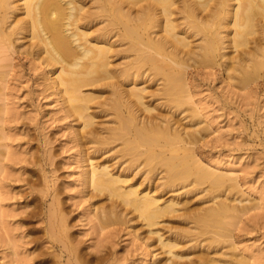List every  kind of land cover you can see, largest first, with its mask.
<instances>
[{
    "label": "rangeland",
    "instance_id": "rangeland-1",
    "mask_svg": "<svg viewBox=\"0 0 264 264\" xmlns=\"http://www.w3.org/2000/svg\"><path fill=\"white\" fill-rule=\"evenodd\" d=\"M20 11L17 13L22 17ZM177 20L180 23L184 21ZM184 24L181 28L186 26V29L188 25L184 26ZM156 28L154 31L159 37L158 35L163 34V31ZM227 29L229 30L227 27L221 29V33L228 32ZM189 32V38H192L189 39L190 46H197L199 51L197 44L203 42V38L200 39L201 34L199 36L194 34L195 38L191 34V29ZM23 38L14 41L17 45L20 42L23 47L18 48L20 44L9 50L5 47L4 50L10 51L5 53H1L4 47L0 49V264H67L69 261L67 249L70 246H74L75 251L87 258L90 264H230L229 261L232 264L236 261L235 257L243 258L242 264H264V66L261 69L263 72L259 70L256 72L258 75L254 73L246 80L240 79L244 77V72L241 75L237 74V70L234 71L236 73L234 75L231 72L236 78L230 84L227 71L225 72L224 68L218 65L219 63L211 61L213 63L211 64L207 59L205 61L208 64L205 61L203 63V58L198 57L195 63L189 61L191 65L185 70L186 88L183 93L186 95L179 94L180 100L183 99L185 102L182 101L179 107L176 108L172 102L167 103L163 99L165 96L160 98V94L159 97L155 95L156 99H149L150 94H146L148 100L153 101L152 104L154 103L155 106L154 114L151 112L150 115H159L160 119V115L163 116L171 111L168 118L174 123L173 127L179 126V130L183 127L184 130L182 128L181 131L187 139H189L188 134L196 137V142L195 140L193 142L194 138L191 136L190 147L207 169L224 177L225 182L219 187L210 189L208 183L191 187L192 184L189 185L191 177L185 181L180 179V182L177 179L176 183L175 180L170 185L173 186L172 188L164 187L163 179L159 180L160 174L154 177L152 173H138L137 168L140 166L135 168V165L142 159L138 163L136 161L134 166L130 164L132 166L130 169L124 168L126 171L122 169L123 166L128 165L131 156L123 142L107 139L108 145L98 144L101 149L94 154L91 152L97 144L90 145L89 151L91 149L93 160L101 162L104 160L109 163L108 165L113 162L112 168L116 169L114 170L116 174L125 172L123 176L126 175L129 180L131 178L132 182L128 180L129 184L139 185L143 182L141 188L134 185L140 189L144 186L153 189L159 184L156 192L162 194L161 198L175 200L176 210L172 215L169 214L170 216L166 217L167 219L164 217L165 219L158 226L152 227L170 242L172 241L171 243L174 242L175 255L170 257L172 261H166L169 254L162 249L157 234L150 233L149 226L142 222L144 221L141 220L142 218L136 216V212L135 215L131 209L132 212L128 210L130 207L124 208L125 205L122 203L119 205V202L116 204L108 196L101 195L102 193L94 195L90 191L91 188L88 189L85 182L83 183V180H86L82 175L88 167H84L86 159L83 158L87 153L83 150L81 154L82 148H78L81 147L78 144L80 141L78 136L82 132L78 128L80 120L77 118L78 121H75L76 117L73 118L68 114V117L66 116V111L60 106L59 95H53L47 84L49 81L44 79L49 68L41 64V60L35 57L33 45L30 46L36 41L31 40L30 37L28 39V36ZM228 49L226 53L230 51ZM128 59L125 58L124 61ZM217 59L220 62L222 60ZM114 62L117 64L121 59H114ZM238 72L240 74L239 70ZM120 79L119 84L122 88L119 86L118 89L123 92L125 88L128 90L129 87L132 88L130 81H125L124 77ZM123 81L128 83L125 84ZM161 83V81L153 84L147 82V84H139L138 87L148 85L149 91L150 89L153 92L157 89L160 91L163 86ZM102 89L106 91L103 96H108L106 94L110 88L102 87ZM88 90L89 88L84 89V91ZM101 98H103L102 94L99 99ZM97 101L92 102L97 103ZM102 101L99 100L100 103ZM93 103L91 107L95 106ZM96 105L98 108L92 107L94 111H90L96 112L94 122H98L97 127H90L93 130L99 129V132L95 131V135L102 142L103 136L109 138L110 135L106 132L108 130L106 127L114 128L117 123L114 122L115 113L107 107L108 105H102L108 108L104 107L108 110L104 111L107 113L100 111L104 108L100 107L99 103ZM137 106L139 113L149 114L141 105H136L134 108L137 109ZM108 113L109 116H106ZM76 128L78 132H75ZM121 144L122 150L126 152L120 151ZM116 153L118 158L114 157ZM119 154L123 157L118 156ZM115 162L117 165L114 164ZM142 165L141 163L139 170L145 168ZM148 177L151 180H147ZM151 177L154 179L152 180ZM114 199L116 200L115 197ZM220 200L222 202L226 200V203L231 200L230 205L235 204L239 208L247 206V209L240 212L238 218H234L232 212L227 213L228 216L225 214L226 218L223 214H219L221 217L216 214V217L208 219L211 222L205 224V228L202 226L205 230L208 229L204 231L200 227L203 222L197 217L200 214L204 217L203 210L207 211L215 204L214 201L217 204ZM114 203L116 210L112 209L113 206L115 207ZM113 210L120 212L116 213ZM110 211L115 212L116 217L120 214L121 219L116 220ZM57 215L61 216V228L64 233L60 232L61 228L56 222H52L58 217ZM215 218L220 219L215 222ZM50 220L56 224H50ZM210 223L213 226L211 228L216 226V229H209ZM49 226L53 228V234ZM213 239L216 241L214 242ZM66 245L70 246L67 248ZM246 257L249 262L246 261Z\"/></svg>",
    "mask_w": 264,
    "mask_h": 264
},
{
    "label": "bare ground",
    "instance_id": "bare-ground-1",
    "mask_svg": "<svg viewBox=\"0 0 264 264\" xmlns=\"http://www.w3.org/2000/svg\"><path fill=\"white\" fill-rule=\"evenodd\" d=\"M20 10L22 17L17 13ZM177 19H182L185 22L180 23ZM224 21H228L226 24L229 25L225 26ZM182 24L188 25L187 28L185 29L186 26L181 28ZM156 27L163 31V34L158 35L159 37H157L158 33L154 31ZM226 27L229 28V30L227 29L228 32L222 31L221 33V29H226ZM189 28L193 36L201 34L200 39L203 38V42L197 44L199 51L197 46H192L194 48L191 49L190 40L192 38H189ZM25 36L36 41L31 45L29 43V45H33L34 48L32 49H35L33 52H36L34 53L35 57L39 61L41 60V64H44L47 69L49 68L44 79L49 81L47 84H49L48 87L50 86L53 95H59L60 106L66 111V116L68 114V116L80 120H75L80 122L78 128L79 131H82L79 136L76 133V136L80 137L78 144L81 146L77 147L82 148L80 149L81 154L83 150L87 153L86 155L84 153L86 157H83L86 159L84 160L86 163L83 162L85 163L84 167H88L82 175V178L86 180H83V183L85 182L88 189L91 188L90 191L94 195L95 193L97 195L102 193L101 195L108 196L116 204L119 202V205L120 203L125 205L124 208L130 207L128 210L131 209L132 213L136 212L137 215L134 214L139 219L142 218L141 220H144L142 222L149 226L150 233L157 234L162 249L169 254L166 261L171 260L170 257L175 255L174 242L171 243L172 241L170 242L166 237H163L157 230H153V226H158L162 220L172 215L176 210L175 200L172 198L162 199V194L156 192L159 184L154 183L156 186L153 189L147 186L140 189L143 182L139 185H136L138 183L129 184L131 178L129 180V177L123 176L125 172L116 174L114 172L116 169L113 170L112 168L113 162L111 166L104 160L102 162L100 160L95 161L92 154L100 151L101 147L98 144L106 143L105 145H108L107 139L119 140L121 143L123 142L124 147L131 154L130 158L128 156L129 160L124 155L129 166H123L122 169H130L132 167L130 164L133 165L136 161L138 163L142 159L140 163L135 165V168L141 167V163L145 168L140 170V167L137 168L138 173H152L154 177L160 174L159 180L163 179L164 187H169L175 180L176 183L177 179L180 182V179L185 181L190 177L192 180L188 184H192L191 187L194 188L197 184L203 185V183L206 185L208 183L210 189L221 186L225 182L224 177L207 169L192 151L191 139L193 137L194 142L196 137L188 134L189 139H187L181 131L183 127L180 130L178 129L179 126L178 128L173 127L174 123H171L172 120L168 118L171 111L167 112V115H160V119L158 118L159 115H150L155 106L154 103L152 104L153 101L148 100L146 96L150 94L149 99H156L155 97L160 94V98L165 96L163 99L167 103L172 102L176 108L179 107L183 101V99L180 100L181 95L179 94L186 95L183 93L184 88H186L185 70L191 65L189 61L195 63L198 57L203 58V63L206 59L207 62L219 63L218 65L224 68L225 72L227 71V79H230V84L236 78V76H232L236 70L238 75L245 73L243 74L244 77H240V79L245 78L246 80L254 73V75H258L256 72L264 66V0H0V49L4 47V50L6 47L9 50L19 44L18 48L23 47L20 42L18 45L15 43V45L14 41H19ZM244 47H247L248 50ZM195 49L196 51H194ZM227 49L230 51L226 53ZM3 50L1 53L10 52ZM232 52L237 54H230ZM125 58L129 59L124 61ZM217 58L222 59L221 62ZM114 59H121V62L115 64ZM213 63L211 62V64ZM120 77H124L125 81H130V84L133 85L132 88L129 87V90L125 88L126 90H123L125 93L118 89L119 86L121 87L119 84ZM157 81H161L163 86L160 91L155 89L158 92L154 91L156 94L151 89L149 91L148 85L138 87L139 84H147V82L153 84ZM102 87L110 88L109 94L108 92L106 94L108 96H103L106 91ZM85 88H89V90L84 91ZM101 94L103 98L106 97L104 100L101 98L103 101L99 99ZM92 101H97L103 108L108 105L107 107L115 113L114 122L117 125L113 128L106 123L110 126L106 127V130L108 129L106 132L110 133L108 135L110 139L105 135L106 138L103 136L102 142L95 135V131L99 132V129H91V127L96 128V123H98L94 122L96 112L90 111H94V107H97V103ZM92 103L95 105L92 106L94 109H91ZM136 105L143 106L144 111L149 114L143 115V110H140L143 114L139 113L138 106L137 109L134 108ZM168 107L170 106L168 105ZM106 108L99 109L104 112L108 109ZM170 108L172 109V107ZM112 115H110L111 118ZM106 116H109V113ZM109 123L112 124L110 121ZM100 124L102 125V123ZM78 128L75 132H78ZM92 143H96L97 146H94L91 152L89 148ZM123 145L120 146L121 152L124 151L122 150ZM120 151L119 153H121ZM115 156L117 157V153ZM121 156L123 157V155ZM114 164L117 165L116 162ZM119 164L122 163L119 162ZM159 165L162 166V169L158 167ZM161 172L164 174L162 175ZM146 179L151 180L149 177ZM143 180L145 182V179ZM89 192L88 195H90ZM108 197L107 199H109ZM213 198L212 200H214ZM225 201H217V204L214 201L215 204L208 209L206 208L207 211L203 210L205 216L200 214L197 217L203 222L201 228L205 224L208 225L211 222L208 219L216 217V214L227 215V213L231 214L232 212L234 214L231 215L238 218V214L247 209V206L239 208L235 204L230 205L229 201L231 200H228L227 203ZM116 204L114 203L115 207L113 206L112 209L116 208ZM115 212H112L113 217L117 215ZM57 216L55 221H52L57 224L52 223L51 220L50 224H56L61 228L62 219H60V215ZM118 216L116 220L117 218L118 220L121 219L120 214ZM219 219L215 218L214 221L217 222ZM195 223L198 224L199 222ZM211 226L210 223L209 229H216V226H214L215 228H211ZM204 228H202L204 231H208ZM220 228L222 227L220 226ZM59 230L63 232V228ZM75 249L74 246L67 249V257L69 258L67 264H90V261L77 253ZM67 250L65 251L67 252ZM178 257L181 258L182 256ZM246 258L247 260H245L249 262L248 257ZM234 260L236 261L232 264L244 262L243 258L235 257ZM229 263L231 264L230 261Z\"/></svg>",
    "mask_w": 264,
    "mask_h": 264
}]
</instances>
